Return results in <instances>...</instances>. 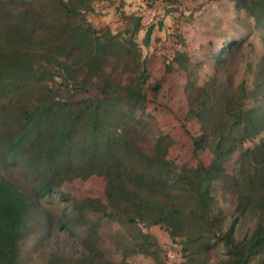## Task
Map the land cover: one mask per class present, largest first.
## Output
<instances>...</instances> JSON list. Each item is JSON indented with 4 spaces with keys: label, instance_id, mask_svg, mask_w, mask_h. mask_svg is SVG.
Segmentation results:
<instances>
[{
    "label": "trees",
    "instance_id": "1",
    "mask_svg": "<svg viewBox=\"0 0 264 264\" xmlns=\"http://www.w3.org/2000/svg\"><path fill=\"white\" fill-rule=\"evenodd\" d=\"M38 1L36 8L33 2L13 8L0 0V167L20 169L26 181L0 172V264H25L24 241L48 234L56 223L86 227L84 252L52 255L49 264H133L104 255L100 222L90 213L130 226L165 225L189 250L182 264H264V140L244 145L260 131L257 122L263 123L264 84L263 103L238 115L237 129L223 135L208 163L180 164L170 158L174 138L147 111V59L118 33L86 21L83 11L92 0ZM253 6L256 25L264 28V1ZM176 58L190 75L187 56ZM214 58L223 61L218 51ZM44 65L80 86L96 78L102 96L62 97ZM203 112L190 108L201 122ZM193 141L199 154L205 132ZM236 152L240 160L229 173L226 165ZM91 175L104 177L106 201L61 192L67 181ZM241 180L251 192L238 190L233 207L224 209L216 192L237 190ZM57 191L69 209L59 221L42 202ZM253 215L255 230L241 234L242 222ZM139 232L140 251L155 254L154 238Z\"/></svg>",
    "mask_w": 264,
    "mask_h": 264
},
{
    "label": "rangeland",
    "instance_id": "2",
    "mask_svg": "<svg viewBox=\"0 0 264 264\" xmlns=\"http://www.w3.org/2000/svg\"><path fill=\"white\" fill-rule=\"evenodd\" d=\"M3 1L13 8L20 6L19 2H33L34 8L39 4L38 0ZM263 1L92 0L83 11L86 21L95 28L118 33L119 39L132 43L142 59H147V111L157 118L159 130L174 138L170 158L178 163L188 166H196L199 161L208 163L213 156L212 149L223 135L237 129L238 115L263 103L264 28L256 25L253 15L254 8L257 10L253 4ZM234 41L240 43L236 45ZM225 45L229 46V51H223ZM215 51L223 57L221 63L214 58ZM180 53L188 58L190 75L177 61L176 55ZM43 68L51 73L50 83L60 88L62 97L72 94L74 99L90 96L98 99L102 96L96 78L93 83L80 86L68 81L57 67L44 65ZM129 75L125 72L124 79ZM191 106L204 108L205 145L199 154L194 151L193 137L204 132L200 119L190 115ZM262 119L263 123L257 122L255 126L260 131L252 139H246V147H254L264 140V116ZM239 158L236 152L234 160L227 163L229 173H234ZM0 172L12 175L19 184L26 182L18 168L3 171L0 167ZM241 181L237 190L219 188L216 192L224 209L233 207L238 190L251 192L246 181ZM61 192L76 198L91 196L106 201L105 179L99 175L67 181ZM61 192L42 200L56 216V221L63 219L69 210ZM89 216L100 222V247L104 255L114 261L125 258L133 264H182L186 259L189 250L185 249L183 238H173L165 225L140 222L130 226L94 213ZM256 217H246L240 226L241 234L255 230ZM86 231L85 226L67 229L56 223L46 235L32 234L24 241L21 251L24 263L49 264L52 255H81ZM139 231L154 238L158 245V250H153L155 254L140 251Z\"/></svg>",
    "mask_w": 264,
    "mask_h": 264
},
{
    "label": "built area",
    "instance_id": "3",
    "mask_svg": "<svg viewBox=\"0 0 264 264\" xmlns=\"http://www.w3.org/2000/svg\"><path fill=\"white\" fill-rule=\"evenodd\" d=\"M142 20V19H141Z\"/></svg>",
    "mask_w": 264,
    "mask_h": 264
}]
</instances>
